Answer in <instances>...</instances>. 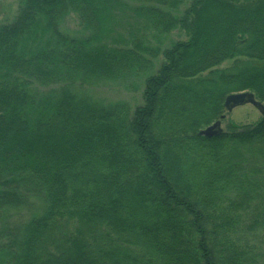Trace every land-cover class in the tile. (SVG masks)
Returning <instances> with one entry per match:
<instances>
[{"label": "trees", "instance_id": "obj_1", "mask_svg": "<svg viewBox=\"0 0 264 264\" xmlns=\"http://www.w3.org/2000/svg\"><path fill=\"white\" fill-rule=\"evenodd\" d=\"M212 5L217 8L209 9ZM220 5L210 0L208 16L219 17L216 9L225 11ZM79 6L86 19H93L89 3L81 0ZM181 23L190 27L186 20ZM192 30L190 41L167 56L170 72L222 49L214 40L211 53L200 50V33ZM16 31L0 25V65L6 77L0 84V264H264L261 198L241 205L224 202L225 207L217 189L202 198L189 188L178 191L150 144L146 113L127 122V134L104 124L108 112L79 107L67 119L68 100L47 103L43 94L29 100L37 95L30 81L43 82L47 74L39 63L22 62L14 53ZM170 85L161 76L147 83L149 102H154L155 87L171 94ZM180 89L189 103L194 101L189 89ZM83 90L78 87L80 95ZM214 91L194 103L214 98L221 107L228 93ZM236 130L234 137L243 143H264V118ZM27 135L53 144L33 146ZM250 160L254 177L263 183L264 149L259 160ZM220 175L213 179L221 180Z\"/></svg>", "mask_w": 264, "mask_h": 264}, {"label": "rangeland", "instance_id": "obj_2", "mask_svg": "<svg viewBox=\"0 0 264 264\" xmlns=\"http://www.w3.org/2000/svg\"><path fill=\"white\" fill-rule=\"evenodd\" d=\"M40 1L0 0V25L18 30L14 53L22 62L39 63L47 74L43 82L30 81L37 95L29 100H39L40 94L47 103L68 100L72 106L63 111L67 119L79 107L108 112L103 123L127 134V122L146 113L150 144L178 191L189 188L202 198L217 189L224 206L256 197L264 202V182L256 180L250 164L262 156L264 143L234 137L236 127L258 123L260 114L248 105L225 114L223 103L217 107L214 98L194 103L215 89L251 93L264 106V0H211L224 6L225 11L216 9L219 17L208 16L210 0H84L94 10L90 20L79 12L81 0H61L51 7ZM185 20L189 28L181 23ZM193 28L200 33V50L211 53L214 40L222 49L200 63L178 65L172 74L167 56L190 41ZM160 76L167 78L172 93L155 87L150 103L146 84ZM4 77L0 65V84ZM79 86L84 87L81 95ZM181 86L194 101L189 103ZM221 116L219 140L195 139ZM25 139L33 146L53 144L29 135ZM220 173L223 178L214 180Z\"/></svg>", "mask_w": 264, "mask_h": 264}, {"label": "water", "instance_id": "obj_3", "mask_svg": "<svg viewBox=\"0 0 264 264\" xmlns=\"http://www.w3.org/2000/svg\"><path fill=\"white\" fill-rule=\"evenodd\" d=\"M252 106L262 116H264V106L255 99V96L248 92L231 93L228 94L223 101V107L225 113H230L234 109L243 106ZM225 116H221L218 121L214 122L211 126L198 132V137L203 138H217L221 134V122Z\"/></svg>", "mask_w": 264, "mask_h": 264}, {"label": "flooded vegetation", "instance_id": "obj_4", "mask_svg": "<svg viewBox=\"0 0 264 264\" xmlns=\"http://www.w3.org/2000/svg\"><path fill=\"white\" fill-rule=\"evenodd\" d=\"M262 118H264V116H261V119H262ZM223 120H224V119H223ZM223 120H222V121H223Z\"/></svg>", "mask_w": 264, "mask_h": 264}]
</instances>
